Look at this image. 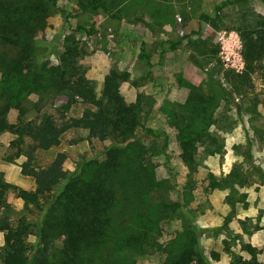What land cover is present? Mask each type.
Segmentation results:
<instances>
[{"label": "rangeland", "instance_id": "rangeland-1", "mask_svg": "<svg viewBox=\"0 0 264 264\" xmlns=\"http://www.w3.org/2000/svg\"><path fill=\"white\" fill-rule=\"evenodd\" d=\"M55 1L59 12L36 36L40 48L32 62L57 66L65 36L74 35L83 48L80 65L97 98L113 75L124 104L141 108L142 127L135 138L147 147L145 159L155 178L163 180L152 188L151 202L180 204L174 213L161 216L163 221L152 235L157 244L147 245L136 256V264H164L166 249L173 250L166 245L184 228L194 230L210 264H253L243 249L247 245L256 250L257 262L264 264V62L242 100L228 102L210 81L213 77L224 83L226 72L243 71L244 46L237 28L245 14L264 20V0H128L95 10L86 6L87 0ZM218 7H222L219 12ZM205 15L215 23L206 21ZM142 54L149 59H140ZM192 95L216 102L207 119L209 139L197 143L191 159L185 161L178 131L186 128ZM67 101L63 94L27 95L24 119L39 122L49 115L58 125H75L85 111H96L77 99L65 112ZM17 116L11 110L8 122L15 124ZM112 143V139L91 138L87 130L74 126L64 133L59 147L36 151L29 164L24 153L18 154L17 137L5 132L0 134V173L6 183L33 191L36 179L28 171L41 176L62 153L64 170L72 173L81 163L103 162ZM29 144L26 139L20 148L26 151ZM214 181L217 185L211 188ZM6 200L8 208L0 211V224L15 223L22 216L36 218L38 212L15 193L9 192ZM122 205L125 211L132 207L125 201ZM56 244L61 246V241ZM211 253L219 259L212 260Z\"/></svg>", "mask_w": 264, "mask_h": 264}, {"label": "trees", "instance_id": "trees-1", "mask_svg": "<svg viewBox=\"0 0 264 264\" xmlns=\"http://www.w3.org/2000/svg\"><path fill=\"white\" fill-rule=\"evenodd\" d=\"M115 2L122 5L128 0H87L86 6L95 10ZM221 10L218 7L217 12ZM57 12L55 0H0V134L9 132L17 137L18 154L24 153L29 164L36 151L59 147L64 133L74 126L87 130L91 138L112 139L113 143L105 149L103 162L81 163L72 173L64 170L66 157L62 153L41 176L24 168L25 174L36 179L33 191L6 183L0 173V211L8 208L6 197L13 192L38 212L33 220L22 216L15 223L0 224V264H136V256L147 245L153 241L157 244L152 235L163 221L161 216L174 213L180 204L169 207L151 202L152 188L161 186L163 180L155 178L145 159L147 147L135 138L137 129L142 127L141 108L139 104H124L113 75L106 80L101 99L97 98L80 65L83 48L74 35L65 36L57 66L32 62L40 48L35 38L47 27V19ZM204 19L215 23L206 15ZM237 32L244 46L243 71L226 72L224 83L210 78L228 102L242 100L253 88L252 76L263 70L264 20L245 14ZM139 58L149 59L143 54ZM32 93L65 95V112L77 99L94 106L96 111H85L75 125H58L49 115L39 122L27 121L23 101ZM214 102L195 95L189 99V120L186 128L178 131L185 161L191 159L197 143L209 139L205 131ZM11 110L18 112L15 124L8 122ZM147 132L154 134L151 129ZM26 139L30 144L24 151L20 146ZM216 185L212 182L211 188ZM122 201L131 209L121 210L126 209ZM57 241H61V246H57ZM169 244L173 250L166 249L164 264H210L192 229L184 228L167 248ZM243 249L251 255L253 264H259L255 249L250 245ZM210 258L218 260L219 256L211 253Z\"/></svg>", "mask_w": 264, "mask_h": 264}, {"label": "built area", "instance_id": "built-area-1", "mask_svg": "<svg viewBox=\"0 0 264 264\" xmlns=\"http://www.w3.org/2000/svg\"><path fill=\"white\" fill-rule=\"evenodd\" d=\"M178 20H180V19H178Z\"/></svg>", "mask_w": 264, "mask_h": 264}]
</instances>
